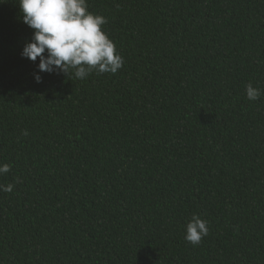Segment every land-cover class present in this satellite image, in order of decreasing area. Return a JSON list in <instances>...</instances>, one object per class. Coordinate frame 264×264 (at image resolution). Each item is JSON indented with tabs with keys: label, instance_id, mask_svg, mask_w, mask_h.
<instances>
[{
	"label": "trees",
	"instance_id": "trees-1",
	"mask_svg": "<svg viewBox=\"0 0 264 264\" xmlns=\"http://www.w3.org/2000/svg\"><path fill=\"white\" fill-rule=\"evenodd\" d=\"M18 2L0 0V264H264V95L245 94L264 0H86L122 68L39 83Z\"/></svg>",
	"mask_w": 264,
	"mask_h": 264
},
{
	"label": "clouds",
	"instance_id": "clouds-1",
	"mask_svg": "<svg viewBox=\"0 0 264 264\" xmlns=\"http://www.w3.org/2000/svg\"><path fill=\"white\" fill-rule=\"evenodd\" d=\"M22 21L33 29V35L21 51V57L33 62L39 58L38 72L34 74L41 82L40 72L68 74L84 79L93 71L115 74L122 68L123 57L116 51L114 42L102 31L107 19L87 10L86 0H19ZM248 100L255 101L264 95V90L245 86ZM22 135L27 136L25 130ZM11 170L7 163L0 164V175ZM19 183V178H17ZM14 185L0 184V191L11 192ZM185 240L198 245L208 235V222L193 215L186 224Z\"/></svg>",
	"mask_w": 264,
	"mask_h": 264
}]
</instances>
